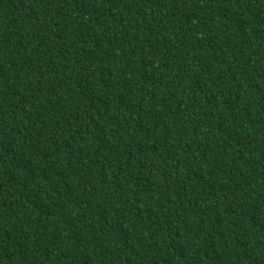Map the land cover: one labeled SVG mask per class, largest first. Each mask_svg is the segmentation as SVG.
I'll return each instance as SVG.
<instances>
[{"label": "trees", "instance_id": "obj_1", "mask_svg": "<svg viewBox=\"0 0 264 264\" xmlns=\"http://www.w3.org/2000/svg\"><path fill=\"white\" fill-rule=\"evenodd\" d=\"M0 264H264V0H0Z\"/></svg>", "mask_w": 264, "mask_h": 264}]
</instances>
